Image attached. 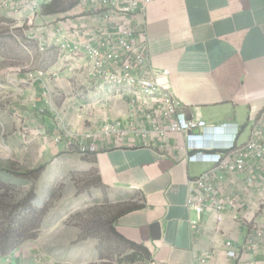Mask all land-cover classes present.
<instances>
[{
    "label": "crops",
    "instance_id": "obj_1",
    "mask_svg": "<svg viewBox=\"0 0 264 264\" xmlns=\"http://www.w3.org/2000/svg\"><path fill=\"white\" fill-rule=\"evenodd\" d=\"M92 9L79 0H0V19L11 22L2 24L21 33L11 41L14 53L0 55L4 158L20 165L24 158L48 160L73 150L62 139L54 141L64 130L77 133L130 114L128 91L103 83L87 65L83 47L106 37V21ZM135 20L136 38L145 42L151 68L169 70L170 91L185 110L210 127L228 124L209 131L220 134L215 141L228 142L238 128L237 144L246 143L264 111V0H150ZM27 44L39 56L52 54L47 69H30L32 61H22L25 50L30 53ZM32 72H41L43 80L27 83ZM184 136L170 137L165 150L112 142L91 155L105 185L135 190L143 199L142 209L119 215L114 230L146 248L149 264H196V256L207 254L214 259L206 264H264V246L239 259L227 255L225 247L231 241L233 250L239 248L253 219L264 224V165L257 162L227 176L222 194L230 200L222 222L206 210L193 234L190 222L198 216L186 207L187 181L212 164L187 161L180 149ZM152 224L160 227L159 240L151 238ZM34 246L23 243L0 255V264H50Z\"/></svg>",
    "mask_w": 264,
    "mask_h": 264
},
{
    "label": "built area",
    "instance_id": "obj_2",
    "mask_svg": "<svg viewBox=\"0 0 264 264\" xmlns=\"http://www.w3.org/2000/svg\"><path fill=\"white\" fill-rule=\"evenodd\" d=\"M150 0H79L81 6L93 7L106 21V37L96 45L86 44L83 53L90 72L107 85L125 88L130 94V114L126 120L105 123L73 133L64 130L54 141H65L66 148L73 146L82 156L97 154L98 146L113 142L114 147L122 143L138 142L143 148L167 149L169 138L183 133L181 146L187 161H208L211 167L187 181L186 207L194 211L198 220L190 222L192 233H197L199 217L208 210L217 224L223 220L229 194H222L227 176L244 172L255 163L264 165V111L256 118L252 137L244 144H237L235 134L215 146L205 148L203 136L209 131L219 132L228 124L210 127L206 120L195 117L183 107L168 84V69L153 70L145 54V42L136 38V16L143 12ZM111 28V31H108ZM63 48H68L67 45ZM44 49V46H41ZM43 80L41 72L27 73L26 82ZM47 94V92H46ZM61 120L58 121L59 130ZM213 128V129H212ZM62 131V130H60ZM129 145V144H128ZM126 146V145H125ZM133 146V145H131ZM135 146V145H134ZM218 148V149H213ZM247 180L253 181V175ZM237 219L236 214H232ZM249 223V233L245 242L234 249L231 241H226L227 255L238 259L244 252H258L264 246V224L256 220ZM196 264H206L214 256H196Z\"/></svg>",
    "mask_w": 264,
    "mask_h": 264
},
{
    "label": "rangeland",
    "instance_id": "obj_3",
    "mask_svg": "<svg viewBox=\"0 0 264 264\" xmlns=\"http://www.w3.org/2000/svg\"><path fill=\"white\" fill-rule=\"evenodd\" d=\"M6 22L11 23L0 19V55L8 56L14 53L11 41H17L14 36L21 39V33L2 24ZM27 45L30 53L25 50L22 61H32L30 69H47L52 54L39 56ZM72 149L38 162L24 158L22 165L4 158L0 150V168L12 161L16 174L44 166L39 177L0 174V234L10 225L13 229L27 225V236L33 238L15 241V247L34 242L50 264H149L141 252L131 250L111 232L117 215L132 205L143 206L140 193L108 187L98 175L94 158ZM32 200L34 215L28 208Z\"/></svg>",
    "mask_w": 264,
    "mask_h": 264
},
{
    "label": "trees",
    "instance_id": "obj_4",
    "mask_svg": "<svg viewBox=\"0 0 264 264\" xmlns=\"http://www.w3.org/2000/svg\"><path fill=\"white\" fill-rule=\"evenodd\" d=\"M0 164H3L2 161H0ZM15 166V164H13L12 162H8L6 163L5 167L0 168L2 170V172L6 173V175H10L13 177H17V178H21V176H33V177H39V175L43 172L44 170V166L40 165L35 169H32V171H24L23 169L20 171V174H16L14 173V171L12 170V168ZM32 195V199L34 198V194ZM33 200L30 202V204L28 205L29 209H32L33 211V215L35 214V210H34V206H33ZM1 205V203H0ZM143 206L141 205H132L129 208H127L126 210L122 211L119 215L127 213V212H131L134 210H140L142 209ZM119 215H117L115 217V219L112 222V225L114 223V221L119 217ZM14 227L12 225H10V230H6L4 233L0 234V255H5L11 251H13L14 249H16L17 247H15L16 242L19 241H25L28 239H32L33 237L27 236L28 234V228L27 225L25 224H21L18 225L16 229H13ZM112 234H114L118 240H120L121 242H123L124 244H126L131 250L133 251H139L141 252L147 259V261H150V253L148 252V250L142 246H138L134 243H131L129 241H127L126 239H124L122 236H120L113 228L111 229ZM16 241V242H15Z\"/></svg>",
    "mask_w": 264,
    "mask_h": 264
},
{
    "label": "clouds",
    "instance_id": "obj_5",
    "mask_svg": "<svg viewBox=\"0 0 264 264\" xmlns=\"http://www.w3.org/2000/svg\"><path fill=\"white\" fill-rule=\"evenodd\" d=\"M220 137V134L217 133H207L203 136V143L205 148H210L209 146H215L218 145L219 143H222L221 141H215L216 139H218ZM213 149H218V148H213Z\"/></svg>",
    "mask_w": 264,
    "mask_h": 264
},
{
    "label": "water",
    "instance_id": "obj_6",
    "mask_svg": "<svg viewBox=\"0 0 264 264\" xmlns=\"http://www.w3.org/2000/svg\"><path fill=\"white\" fill-rule=\"evenodd\" d=\"M151 238L153 240H159L161 237L160 227L158 224H152L150 226Z\"/></svg>",
    "mask_w": 264,
    "mask_h": 264
}]
</instances>
